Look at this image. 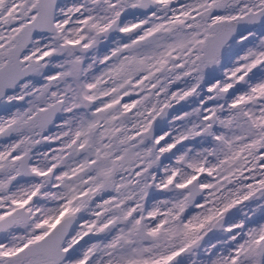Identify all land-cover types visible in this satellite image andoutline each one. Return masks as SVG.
<instances>
[{"label":"snow or ice","instance_id":"1","mask_svg":"<svg viewBox=\"0 0 264 264\" xmlns=\"http://www.w3.org/2000/svg\"><path fill=\"white\" fill-rule=\"evenodd\" d=\"M0 264H264V0H0Z\"/></svg>","mask_w":264,"mask_h":264},{"label":"flooded vegetation","instance_id":"2","mask_svg":"<svg viewBox=\"0 0 264 264\" xmlns=\"http://www.w3.org/2000/svg\"><path fill=\"white\" fill-rule=\"evenodd\" d=\"M179 107V106H178Z\"/></svg>","mask_w":264,"mask_h":264}]
</instances>
